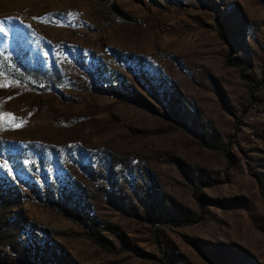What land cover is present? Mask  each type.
<instances>
[{
  "label": "rangeland",
  "instance_id": "374dc122",
  "mask_svg": "<svg viewBox=\"0 0 264 264\" xmlns=\"http://www.w3.org/2000/svg\"><path fill=\"white\" fill-rule=\"evenodd\" d=\"M0 26V264H264V0H0Z\"/></svg>",
  "mask_w": 264,
  "mask_h": 264
},
{
  "label": "trees",
  "instance_id": "16d2710c",
  "mask_svg": "<svg viewBox=\"0 0 264 264\" xmlns=\"http://www.w3.org/2000/svg\"><path fill=\"white\" fill-rule=\"evenodd\" d=\"M191 221H192V220L183 221V222H180V223H176V225L188 224V223H190Z\"/></svg>",
  "mask_w": 264,
  "mask_h": 264
},
{
  "label": "snow or ice",
  "instance_id": "6c2138e0",
  "mask_svg": "<svg viewBox=\"0 0 264 264\" xmlns=\"http://www.w3.org/2000/svg\"><path fill=\"white\" fill-rule=\"evenodd\" d=\"M4 31V28L2 26H0V33H2ZM19 126V125H17Z\"/></svg>",
  "mask_w": 264,
  "mask_h": 264
}]
</instances>
